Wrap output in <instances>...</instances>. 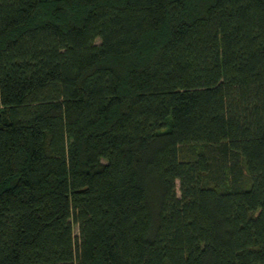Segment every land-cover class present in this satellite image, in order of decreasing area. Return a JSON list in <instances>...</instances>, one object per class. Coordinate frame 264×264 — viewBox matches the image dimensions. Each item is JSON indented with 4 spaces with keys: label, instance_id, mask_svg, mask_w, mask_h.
<instances>
[{
    "label": "trees",
    "instance_id": "trees-1",
    "mask_svg": "<svg viewBox=\"0 0 264 264\" xmlns=\"http://www.w3.org/2000/svg\"><path fill=\"white\" fill-rule=\"evenodd\" d=\"M0 264H264V0H0Z\"/></svg>",
    "mask_w": 264,
    "mask_h": 264
},
{
    "label": "rangeland",
    "instance_id": "rangeland-1",
    "mask_svg": "<svg viewBox=\"0 0 264 264\" xmlns=\"http://www.w3.org/2000/svg\"><path fill=\"white\" fill-rule=\"evenodd\" d=\"M178 193L180 194L179 182H178ZM78 233H79V229H78V226L76 225L75 226V234L78 235Z\"/></svg>",
    "mask_w": 264,
    "mask_h": 264
}]
</instances>
